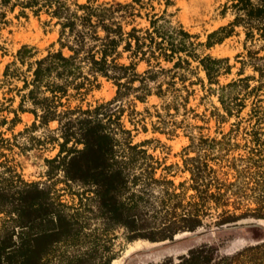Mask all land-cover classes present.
<instances>
[{
    "label": "trees",
    "instance_id": "obj_1",
    "mask_svg": "<svg viewBox=\"0 0 264 264\" xmlns=\"http://www.w3.org/2000/svg\"><path fill=\"white\" fill-rule=\"evenodd\" d=\"M154 1L164 4L162 12L146 13L148 25L144 28L132 25L126 29L122 18L133 15L137 8H153ZM171 5L173 0L112 4L97 0H0V26L7 22L5 10L16 7L20 14L26 9L34 15L43 11L59 26L58 49L32 60L33 47L23 44L0 78V88H7L0 99V264H111L117 258L115 234L110 235L115 227L123 229L128 242L168 239L178 243L181 240H174L175 234L193 233L183 238L189 239L197 236L194 231L199 227L207 226L203 218L212 204L223 207L236 200L230 202L240 187L238 177L227 183L213 181V168L200 159L197 149L193 150L196 155L185 159L190 173L188 187L193 193L184 202L181 193L169 190L167 185L172 182L154 175L153 157L143 147L148 140L134 142L132 129L123 124L125 111L132 125L137 111L125 108L121 100L131 94L134 100L145 102L148 96L156 95L163 100L167 114L173 115L169 109L178 112L187 99L182 91L195 84L193 80L186 84L195 61L207 79L206 91L216 95L223 110L220 113L215 108L211 114L236 116L245 98L258 100L259 92L264 91V0H226L222 14L229 12L232 18L198 43L171 19L173 13L167 12ZM237 28L244 32L246 50L240 70L248 65L258 73L254 86L249 84L253 79L250 75L220 84L218 77L231 70L228 58L197 52V45L210 48ZM63 49L69 53L64 54ZM123 57L126 62L120 61ZM140 62L146 64L142 72L137 70ZM99 77L114 82L116 95L112 99L85 108L69 104L71 98L96 87ZM241 90L245 92L239 96ZM11 92L14 94L6 96ZM25 112L33 115L32 123L14 133L20 114ZM156 113L158 120L153 127L164 131L168 122ZM53 121L57 127L50 128ZM40 129L41 133L35 134ZM191 144L194 146L192 138ZM48 146L57 152L43 158L46 181L25 180L8 156L14 147L24 152ZM262 174L257 181L259 190L253 191L256 206L240 213L222 210L216 226H228L249 215L264 219ZM57 182L75 183L82 189L76 193L78 207L61 200L54 187ZM156 186H161L156 196L159 204L150 209L147 206ZM90 200L99 205V226L90 227V218L84 216ZM256 224L264 227V223ZM154 264H264V237L232 253L219 254L210 245H200L176 261L167 257Z\"/></svg>",
    "mask_w": 264,
    "mask_h": 264
},
{
    "label": "rangeland",
    "instance_id": "obj_2",
    "mask_svg": "<svg viewBox=\"0 0 264 264\" xmlns=\"http://www.w3.org/2000/svg\"><path fill=\"white\" fill-rule=\"evenodd\" d=\"M85 2L86 0H77ZM98 2L129 3L131 0H97ZM226 0H173V5L167 8V12L173 13L171 19L180 23L189 33L193 34L195 43L204 42L207 33L226 24L232 17L229 12L222 14V6ZM153 8L146 7L135 9L133 15H126L122 18V23L126 29L134 25L137 27H146L148 25L146 13H160L164 9L162 2H152ZM6 23L0 26V78L5 65L15 58L17 49L23 45L33 47L35 58L46 55L48 51L59 48L58 36L59 26L54 24L43 11L34 15L29 9L25 14H20V8L16 7L13 11L5 10ZM138 13V14H137ZM130 23V24H129ZM249 44V43H248ZM197 52L201 55L208 54L213 57H227L231 65L229 73L218 77L220 84H225L239 77L250 75V86L257 84L258 73L253 71L248 65L242 66L241 59H246L245 38L241 28L224 39L221 43L215 44L210 48L203 45H197ZM68 54L67 49L62 50ZM121 62L127 60L123 57ZM197 62H191L193 72L187 73L186 84L193 80L195 84L188 85L187 91L183 90L181 94L187 99L179 111L175 113L169 109L170 113L163 108L164 102L156 95H150L145 102L133 99V95L122 98L121 103L125 108L134 107L137 111L132 116L133 125L129 122L127 111H125L123 124L132 129L133 141L141 142L148 140L144 144L147 153L153 157L156 170V178L170 180L169 190L179 192L184 199L188 200L189 195L193 193L189 189L190 173L186 169L185 159L188 156L196 155L195 149L199 152L201 160L213 168L211 177L213 181L231 182L238 177L237 194L231 195L232 204L223 207H215L213 204L204 216L203 221L207 224L205 227H199L196 231L197 236L190 232H180L174 235V240H181L178 243H172L171 240L150 242L146 239H136L128 242L124 236L123 229L115 227L111 234H115L113 239V250L117 253V262L114 264H154L167 257L175 261L179 256L187 254L188 249L200 245H210L216 249L219 254L232 253L242 247L253 243L264 237V227H260L256 222L264 223V219H255L253 216L239 220L231 225L219 227L214 224L222 210L240 213L247 208H254L256 204L253 199V191L259 190L262 173L264 172V91H260L258 100L253 96L244 100L242 110L230 118H219L212 115L211 112L217 108L220 113L221 105L216 95L206 91L208 84L204 72L196 67ZM171 64H165L170 66ZM146 68L144 62H140L137 70L142 72ZM242 72L241 75L238 73ZM201 79L202 83L198 80ZM20 86V82H15ZM177 83V86H180ZM212 87H216L212 85ZM238 89V88H237ZM7 88H0V99ZM244 90L239 92L242 96ZM14 92L6 94L13 95ZM116 95V86L111 80L103 77L98 78V85L92 87L81 97L71 98V106L81 105L83 108L89 105H95L99 102H105ZM18 98H15L16 106ZM120 103V101H117ZM131 103V104H130ZM160 112L162 119L168 122L164 131L154 129V123L157 122V113ZM21 121L13 129L16 133L25 126H29L33 121V115L30 113H21ZM174 122V123H172ZM145 126V127H144ZM50 128L57 127V122L49 123ZM41 129L35 134H40ZM7 137L11 136L6 132ZM191 138L194 146L191 144ZM206 140V141H204ZM57 152V148L48 146L47 148H33L29 151L21 152L14 147L8 153L12 164L17 171L27 181H46L47 165L43 158L51 157ZM239 173H238V172ZM55 189L61 194V200L72 207H78L81 188L75 183L65 185L63 182H57ZM257 187L258 189H255ZM159 187L152 188V198L149 207L158 206L160 193ZM85 217H89V226L95 227L101 224V219L97 218L100 208L97 202L90 200L86 202ZM83 206V205H82ZM238 207V208H235ZM83 207H81L82 209ZM151 212V211H150ZM264 212V209H263ZM86 219V218H85ZM113 260V261H114ZM112 261V262H113ZM111 262V264H112Z\"/></svg>",
    "mask_w": 264,
    "mask_h": 264
},
{
    "label": "crops",
    "instance_id": "obj_3",
    "mask_svg": "<svg viewBox=\"0 0 264 264\" xmlns=\"http://www.w3.org/2000/svg\"><path fill=\"white\" fill-rule=\"evenodd\" d=\"M115 262H117L116 260H114L113 262H112V264H114ZM118 263V262H117Z\"/></svg>",
    "mask_w": 264,
    "mask_h": 264
}]
</instances>
